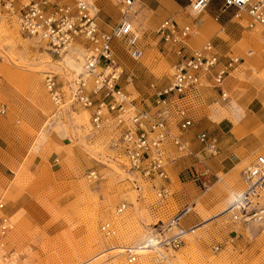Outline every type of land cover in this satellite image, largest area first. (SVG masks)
Returning a JSON list of instances; mask_svg holds the SVG:
<instances>
[{"label":"rangeland","instance_id":"374dc122","mask_svg":"<svg viewBox=\"0 0 264 264\" xmlns=\"http://www.w3.org/2000/svg\"><path fill=\"white\" fill-rule=\"evenodd\" d=\"M95 3L104 26L118 20L117 11L112 13L114 0ZM234 12L229 9L224 15ZM137 15L134 21L143 35L145 55L134 60L121 49L118 62L121 85L134 97L146 94L152 83L167 85L175 71L158 50L152 16ZM238 24L247 29L246 21ZM263 38L259 42L264 43ZM42 45L22 36L0 6V197L14 221L13 230L0 236V264H264V216L245 222L234 220L237 208L226 211L246 189L243 170L250 161L240 166L238 178L219 173L220 178L193 179L187 172L180 180L172 170L170 195L158 201L148 183L113 159L105 137L92 135L83 107L56 115L45 75L79 72L82 62L74 56L52 58ZM130 75L132 82L127 80ZM92 170L100 175L96 182L88 181ZM122 203L128 206L118 217L115 212ZM254 205L264 207L263 193ZM187 208L191 211L183 223L201 228L179 249L170 250L168 260L160 263L154 253L135 250L148 239L154 223ZM106 220L118 227L113 237L100 233ZM126 247L140 254L137 262H128Z\"/></svg>","mask_w":264,"mask_h":264},{"label":"built area","instance_id":"2783aa9c","mask_svg":"<svg viewBox=\"0 0 264 264\" xmlns=\"http://www.w3.org/2000/svg\"><path fill=\"white\" fill-rule=\"evenodd\" d=\"M136 2L118 0L116 6L121 18L109 28H105L100 19L101 9H97L95 0H0V6L12 22L19 21L23 36L37 43L44 41L42 46L51 56L62 58L75 45L85 49V65L79 77L70 81L68 78L60 79L61 73L48 72L45 80L51 99L60 107V103L63 105L68 98L70 105L88 110L92 135L104 136L115 154L113 159L127 167L130 174L141 182L148 183L158 201H163L170 195V169L179 158L190 156L205 163L202 153L212 156L219 153L218 138L208 131L196 134L200 150L194 148L192 140L185 135L195 123L193 111L203 101L208 76L213 75V87L220 88L222 99L227 100L229 95L224 89L225 81L243 59L232 52L227 55V64L217 69L221 55L215 44L207 41L202 47L188 52V38L193 33L194 24L181 25L175 18H167L153 33L159 42L172 46L179 56L173 78L166 86L152 83L146 94L132 96L126 86L121 85L123 69L118 73L121 66L118 62L121 49L134 60H141L145 55L142 39L134 32L128 18L131 17L130 8ZM211 2L189 0V13L199 15L207 10ZM229 9L235 10L232 16L235 22L246 21L247 29L258 27L264 33V0H223L222 11ZM118 39L125 43L116 44ZM102 62L105 64L102 65ZM214 70L217 71L214 73ZM127 80L132 82V75ZM209 171L206 167L203 173L194 169L190 173L193 179H198ZM243 176L250 183L248 195L260 196V192L264 191V155H258L247 164ZM99 177L96 170L87 175L89 182H96ZM126 205L120 204L116 214L123 213ZM238 206L240 209L233 215L234 220L243 219L246 222L264 216V207L253 205L249 199ZM5 207L0 198V210ZM152 207L156 210L155 205ZM188 212L189 208L167 221L158 220L153 224L150 237L139 247L152 240L158 242L156 245L159 247L155 246L152 253L158 262L164 263L168 260L169 251L179 249L185 236L199 226L183 223V217ZM7 228L4 226V230ZM100 230L109 236L115 233L116 226L111 221H105ZM133 248L126 247L129 263L137 262L139 257Z\"/></svg>","mask_w":264,"mask_h":264},{"label":"crops","instance_id":"0c3cea01","mask_svg":"<svg viewBox=\"0 0 264 264\" xmlns=\"http://www.w3.org/2000/svg\"><path fill=\"white\" fill-rule=\"evenodd\" d=\"M117 2L118 0H114V8L111 10L112 13L116 10L119 18ZM137 3L136 15L152 16V26L157 27L167 18H175L181 25L192 22L195 28L188 38L190 47L187 51L212 41L221 55L217 69L227 64L228 54L233 52L241 55L243 61L237 68L239 71L228 76L224 84V89L232 97L222 99L220 88L213 87V75H209L208 86L203 90V101L193 111L195 123L185 135V138L192 140L194 148L200 150L201 144L197 141L196 134L208 131L218 138L219 153L215 156L202 153L206 158L205 163L196 161L194 157H181L172 166L180 180L187 172L194 169L203 173L206 167L210 171L203 175L238 178L242 173L240 166L246 161H254L260 155H256L257 152L264 153V43L259 42L264 34L256 29H245L232 19L233 15H224L226 12L222 11L223 0H212L207 10L196 16L188 12L189 0H138ZM107 13L111 15L110 11ZM156 39L161 44L159 52L167 55L171 65L175 66L179 56L172 46L159 42L157 37ZM149 74L155 77L154 74ZM169 83L170 81L166 82L167 85ZM217 105L222 106L225 111H221ZM168 184L172 186V178ZM239 197L241 195L236 196L234 203Z\"/></svg>","mask_w":264,"mask_h":264},{"label":"bare ground","instance_id":"6f19581e","mask_svg":"<svg viewBox=\"0 0 264 264\" xmlns=\"http://www.w3.org/2000/svg\"><path fill=\"white\" fill-rule=\"evenodd\" d=\"M121 2H122V0H120ZM138 1V0H137ZM137 3V2H136ZM136 3L134 4V6H132L131 8H130V11H131V17L129 16L128 18H129V20L131 21V24L133 25V29H134V32H137L139 35H140V38L142 39L143 38V35H142V32H141V30L139 29V27L135 24V21H134V18H135V14H136V10H135V6H136ZM97 7V6H96ZM121 7V6H120ZM97 9H99L98 7H97ZM120 18H121V15H120V12H119V18H118V20L115 22V23H117L119 20H120ZM14 25H16V27L18 28V30L20 31V33H21V35H22V32H21V30H20V24H19V21H17V20H15V21H13L12 22ZM247 26V25H246ZM258 28V27H257ZM23 36V35H22ZM25 37V36H24ZM27 38V37H26ZM29 39V38H28ZM117 41H122V39H118ZM43 44L45 43L44 41L42 42ZM85 49L82 47V46H79V45H75V47L74 48H72L70 51H69V53L68 54H66V55H64L63 57H66V56H74V57H76V60H77V62H82V66H81V69L79 70V72H77V71H73V72H71V71H69V73H67L64 77H60V79H62V78H64L65 80L68 78V80H72L73 78H77V77H79L81 74H82V72H83V68H84V65H85V58H84V56H85ZM49 54V53H48ZM51 56V55H50ZM62 57V58H63ZM52 58H53V56H52ZM79 64V63H78ZM122 71V67L120 66V68H118V73H120ZM50 72H53V71H50ZM48 72L46 73V75H45V79H46V77L48 76ZM45 87H46V91H47V93H48V95H49V97H50V99H51V95H50V93L48 92V88H47V85H46V80H45ZM51 101H52V103L55 105V103H54V101L51 99ZM68 102V103H67ZM61 104V106L60 107H58L57 105H55V107H56V115H60V114H62L63 112H65V111H67V109L68 108H71V107H74V105H70V102H69V99L67 98V100H66V103H64L63 105H62V103H60ZM86 110V109H85ZM88 113H89V111L88 110H86ZM89 125H90V113H89ZM260 155H263V154H260ZM252 162V161H251ZM249 164V163H248ZM247 166V165H246ZM170 171H171V169H170ZM243 172H244V170H243ZM138 180H140L139 178H137ZM243 180H244V182H245V184H246V189H245V191H244V193L241 195V197L240 198H238L237 199V201L234 203V205L231 207V209H233V208H237L238 210L240 209V207L238 206V205H240V203H243L246 199H249V202H252L253 203V205H254V201L256 200V195H254L253 193H250L249 195H248V193H247V190H248V188H249V185H250V183L248 182V181H246L245 179H244V176H243ZM157 183H159L158 181H157ZM142 187V186H141ZM140 187V188H141ZM260 193H263V195H264V191H262V192H260ZM156 194V193H155ZM157 196V195H156ZM2 200H3V198L2 197H0ZM158 198V197H157ZM3 202L5 203V201L3 200ZM124 204V203H123ZM6 205V204H5ZM126 205V204H125ZM127 206V205H126ZM260 208H263V207H261L260 206ZM190 210H191V208H189ZM230 209V210H231ZM125 212V211H124ZM124 212L123 213H121V214H116V212H115V214L119 217V216H121L122 214H124ZM106 221H111V222H113L114 224H115V226H116V230L114 231L115 233H113V234H110L109 236H105L104 235V233L100 230V228H99V230H100V233L102 234V235H104L105 237H107V238H109V237H113V236H115L116 234H117V232H118V227H117V225H116V223L114 222V220H106ZM196 225H198V224H196ZM4 226H7L8 228H7V230H4ZM101 226V225H100ZM13 228H14V221L12 220V216L10 215V214H8V212H7V209H6V207L4 208V209H2V210H0V236L1 237H5L9 232H11L12 230H13ZM201 227L200 226H197L196 227V229L194 230V232H192V233H188L186 236H185V238L187 239L189 236H191V235H195L197 232H198V230L200 229ZM151 230H152V228L150 229V231H149V234H150V232H151ZM150 236H148V238H149ZM158 242H156V241H154V240H152V241H149V243H147L146 245H144V246H141V247H138V248H136L135 250L138 252V253H152L153 252V250L152 249H155V246H157V247H159V245H156ZM142 244V243H141ZM113 249L114 250H119V249H121V248H118V246H115V247H113ZM160 250H163L162 248H160ZM177 250V249H176ZM121 251V250H120ZM123 251H127V249H125V248H123ZM137 253V254H138ZM138 255H140V254H138Z\"/></svg>","mask_w":264,"mask_h":264}]
</instances>
